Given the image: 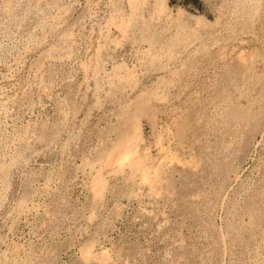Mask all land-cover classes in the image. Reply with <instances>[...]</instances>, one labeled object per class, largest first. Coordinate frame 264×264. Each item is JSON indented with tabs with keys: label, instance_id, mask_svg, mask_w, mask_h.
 Segmentation results:
<instances>
[{
	"label": "rangeland",
	"instance_id": "rangeland-1",
	"mask_svg": "<svg viewBox=\"0 0 264 264\" xmlns=\"http://www.w3.org/2000/svg\"><path fill=\"white\" fill-rule=\"evenodd\" d=\"M0 264H264V0H0Z\"/></svg>",
	"mask_w": 264,
	"mask_h": 264
}]
</instances>
